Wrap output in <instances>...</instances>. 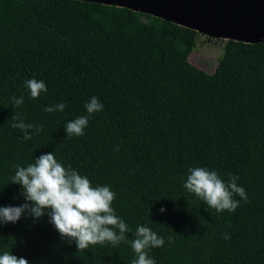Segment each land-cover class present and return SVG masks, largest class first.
I'll return each mask as SVG.
<instances>
[{"label":"trees","instance_id":"1","mask_svg":"<svg viewBox=\"0 0 264 264\" xmlns=\"http://www.w3.org/2000/svg\"><path fill=\"white\" fill-rule=\"evenodd\" d=\"M198 34L100 2L0 0V207L25 203L11 183L16 166L53 152L93 187H110L129 241L138 225L163 237L148 250L156 264H264V42L227 39L207 72L189 61ZM33 78L47 88L38 98L25 87ZM93 96L103 109L89 115ZM58 103L64 111H44ZM85 115L84 134L68 137L66 123ZM12 116L43 130L25 140ZM193 167L238 176L247 201L234 196L233 212L209 207L183 187ZM5 251L29 264L136 258L123 242L78 251L47 214L0 225Z\"/></svg>","mask_w":264,"mask_h":264},{"label":"clouds","instance_id":"2","mask_svg":"<svg viewBox=\"0 0 264 264\" xmlns=\"http://www.w3.org/2000/svg\"><path fill=\"white\" fill-rule=\"evenodd\" d=\"M24 83L32 98H38L47 90L45 83L35 78ZM13 103L19 107L24 99L13 97ZM66 107L65 103H58L46 106L44 111L62 112ZM84 107L89 115L103 109L102 103L95 96ZM11 118L15 121L11 127L21 130L25 140L32 139L29 130L35 128L37 134L43 130L42 125L24 123L22 117ZM87 125L88 116H80L67 122L64 130L68 137L81 136ZM188 171L189 175L183 187L217 212L235 211L240 201L234 199V196L247 201L245 189L237 184L238 176L229 175L225 181L216 171H210L206 167H193ZM11 183L20 185L25 203L20 206L0 207V225L15 224L25 214L37 220L47 214L49 222L60 236L74 241L78 251L97 244L110 243L115 247L121 242L130 243L136 255L131 264H156L149 257L148 250L163 246V237L158 236L148 226L138 225L133 234L134 238L129 241L126 233L131 229L115 214L112 207L115 193L110 187H93L86 176L58 162L53 152L41 154L26 167L17 165ZM159 211L164 212L165 209L161 208ZM223 238L227 240L230 237L224 234ZM171 242L169 238V243ZM0 264H29V261L5 251L0 254Z\"/></svg>","mask_w":264,"mask_h":264},{"label":"water","instance_id":"3","mask_svg":"<svg viewBox=\"0 0 264 264\" xmlns=\"http://www.w3.org/2000/svg\"><path fill=\"white\" fill-rule=\"evenodd\" d=\"M129 7L213 38L264 42V0H84Z\"/></svg>","mask_w":264,"mask_h":264},{"label":"rangeland","instance_id":"4","mask_svg":"<svg viewBox=\"0 0 264 264\" xmlns=\"http://www.w3.org/2000/svg\"><path fill=\"white\" fill-rule=\"evenodd\" d=\"M225 41L223 38H209L199 33L196 45L189 55V61L207 72H212L217 59L223 53Z\"/></svg>","mask_w":264,"mask_h":264}]
</instances>
